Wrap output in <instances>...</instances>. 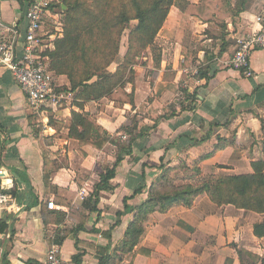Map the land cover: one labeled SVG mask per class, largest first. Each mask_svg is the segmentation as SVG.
<instances>
[{
	"label": "crops",
	"instance_id": "0c3cea01",
	"mask_svg": "<svg viewBox=\"0 0 264 264\" xmlns=\"http://www.w3.org/2000/svg\"><path fill=\"white\" fill-rule=\"evenodd\" d=\"M34 1L0 0V34L18 55L27 29L24 14ZM182 1L189 6L171 7L156 37L160 68H153L148 53L133 67V86L114 99L84 106V113L112 137H119L118 130L132 119L137 122L132 155L118 164L109 183L112 190L99 193L94 209V185L113 165L117 146L78 149L67 128L53 125L65 124L70 113L78 111L73 94L56 111L34 112L11 73L0 68V165L11 177L18 207L0 209V264H45L53 247L61 264H75L78 252L79 264H99L97 249L106 247L109 264H224L226 259L240 264L237 250L264 257V238L252 233L263 217L230 205L218 207L205 194L190 208L174 206L148 215L131 253L118 249L133 213L120 218L109 240L101 236L114 225L124 204L134 209L148 199L149 188L159 185L166 169L174 185L198 184L210 175L250 174V164L262 159L264 49L251 53L250 77L228 62L238 39L259 30L255 18L264 0ZM48 20H57L53 10L45 25ZM55 31H46L52 50L62 34ZM126 47L120 46L121 61ZM184 52L192 55L189 66H183ZM211 55L214 58L206 60ZM118 64L110 66V72ZM198 70L208 79L198 77ZM52 74L59 87H68L66 76ZM194 93L195 100H188ZM208 154L196 164L199 174L193 173L195 162ZM49 202L56 209L49 210Z\"/></svg>",
	"mask_w": 264,
	"mask_h": 264
},
{
	"label": "trees",
	"instance_id": "16d2710c",
	"mask_svg": "<svg viewBox=\"0 0 264 264\" xmlns=\"http://www.w3.org/2000/svg\"><path fill=\"white\" fill-rule=\"evenodd\" d=\"M59 3H51L49 9L62 4L66 10L64 16L61 37L53 42L54 49L47 54L50 58L49 69L55 75L66 76L68 87H59V91L73 94L74 107L78 111H72L65 124H52L58 128H67L68 138L78 143V149L89 146L95 150H101L106 144L116 145L118 154L113 165L99 176L94 185L92 199L96 204L100 192L112 190L109 184L114 178L116 168L126 156L132 155V143L136 139L137 122L135 119L130 124L123 125L119 130V137L108 135L86 113L84 106L103 98L114 99L129 85H134L135 72L133 67L137 59L150 53L153 68L158 70L161 62V50L156 45V37L161 30L171 7H180L187 4L182 0H58ZM244 4L245 0H237ZM203 2H201V5ZM239 11H237L238 13ZM230 14H236L230 11ZM126 36V52L122 61L116 66L114 72L109 68L115 64L119 55L122 37ZM222 53V52H221ZM191 54L184 52L183 66H189ZM213 55L206 57L212 60ZM197 76L206 78V74L198 70ZM195 93L188 96V100H195ZM133 104V101L130 100ZM51 123V122H50ZM264 131V126H262ZM128 136V140L122 141V136ZM217 146L215 149H220ZM211 154L201 157L195 162L193 173L199 174L197 163L207 159ZM252 173L247 175H210L201 183L174 185L165 176L170 170L163 171L159 185L149 188L148 199L134 209L124 204V211L119 212L112 227L101 236L110 239L111 231L120 225V218L133 213L125 232V240L121 248L124 253H131L138 244L144 232L143 223L148 215L155 211L164 213L174 206L190 208L194 200L202 194L216 206L230 205L239 210L256 213L263 220L253 225V236L264 238V144L262 147V159L250 164ZM160 168H165L162 164ZM194 174V175H195ZM9 192L15 196L13 187ZM138 189L135 193H140ZM90 203H93L90 200ZM99 233V232H95ZM109 247L98 248L99 264H109L111 256L107 253ZM115 252V250H114ZM82 255L78 252L74 256V263L79 264ZM240 264H264V257L252 254L245 250H237ZM224 264H232V260L226 259Z\"/></svg>",
	"mask_w": 264,
	"mask_h": 264
},
{
	"label": "built area",
	"instance_id": "2783aa9c",
	"mask_svg": "<svg viewBox=\"0 0 264 264\" xmlns=\"http://www.w3.org/2000/svg\"><path fill=\"white\" fill-rule=\"evenodd\" d=\"M50 1L38 0L32 2L25 11L27 23L24 35V46L21 54H17L13 44L0 34V68L8 70L14 83L23 92L28 106L34 112L44 109L56 111L71 100V94L59 91L49 69L50 58L47 54L52 50L49 37L45 30V19L50 17ZM259 30L253 34L238 39L236 49L229 59L228 66L235 71L250 77V55L257 49H264V1L255 18ZM0 20V30L2 28ZM47 38V40H46ZM125 139V136H122ZM11 177L0 165V209L6 211L18 210L14 196L9 192ZM49 210H54L53 202L47 204ZM45 264H61L58 260V249L53 247L46 257Z\"/></svg>",
	"mask_w": 264,
	"mask_h": 264
},
{
	"label": "rangeland",
	"instance_id": "374dc122",
	"mask_svg": "<svg viewBox=\"0 0 264 264\" xmlns=\"http://www.w3.org/2000/svg\"><path fill=\"white\" fill-rule=\"evenodd\" d=\"M53 3H59V1L57 0L56 2H52V4ZM62 10H60V8L59 7H55L54 9H53V13H55L56 15H57V20H55V21H51V20H48L47 21V23H46V31L47 32H53V33H56V29L58 28V30L60 29V30H62V27H63V20H64V16H63V14H62ZM126 36H127V32H125V34L123 35V37H122V41H121V47H123V46H125V44H126ZM120 55H118V57L116 58V60H115V63H119L120 61H121V59H120Z\"/></svg>",
	"mask_w": 264,
	"mask_h": 264
},
{
	"label": "water",
	"instance_id": "95a60500",
	"mask_svg": "<svg viewBox=\"0 0 264 264\" xmlns=\"http://www.w3.org/2000/svg\"><path fill=\"white\" fill-rule=\"evenodd\" d=\"M61 7H62L63 10H66V8L63 5Z\"/></svg>",
	"mask_w": 264,
	"mask_h": 264
}]
</instances>
